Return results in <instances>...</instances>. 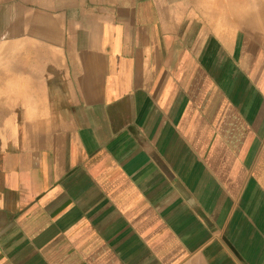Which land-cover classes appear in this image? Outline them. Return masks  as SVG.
Wrapping results in <instances>:
<instances>
[{
	"label": "crops",
	"instance_id": "0c3cea01",
	"mask_svg": "<svg viewBox=\"0 0 264 264\" xmlns=\"http://www.w3.org/2000/svg\"><path fill=\"white\" fill-rule=\"evenodd\" d=\"M15 110L0 264H264V0H0Z\"/></svg>",
	"mask_w": 264,
	"mask_h": 264
},
{
	"label": "rangeland",
	"instance_id": "374dc122",
	"mask_svg": "<svg viewBox=\"0 0 264 264\" xmlns=\"http://www.w3.org/2000/svg\"><path fill=\"white\" fill-rule=\"evenodd\" d=\"M27 112L21 111H3V118H2V126H0V139L3 138V144L10 145L13 136H15L18 132L23 131V128L13 126L11 123L16 122L13 121L12 118L17 119L18 116L26 115Z\"/></svg>",
	"mask_w": 264,
	"mask_h": 264
},
{
	"label": "bare ground",
	"instance_id": "6f19581e",
	"mask_svg": "<svg viewBox=\"0 0 264 264\" xmlns=\"http://www.w3.org/2000/svg\"><path fill=\"white\" fill-rule=\"evenodd\" d=\"M245 8V7H244Z\"/></svg>",
	"mask_w": 264,
	"mask_h": 264
}]
</instances>
